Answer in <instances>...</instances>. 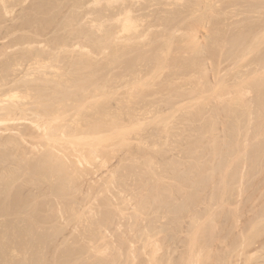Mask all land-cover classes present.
<instances>
[{
    "label": "rangeland",
    "instance_id": "rangeland-1",
    "mask_svg": "<svg viewBox=\"0 0 264 264\" xmlns=\"http://www.w3.org/2000/svg\"><path fill=\"white\" fill-rule=\"evenodd\" d=\"M95 1L0 0V98L29 94L28 118L0 124V185L18 199L0 209V264H264V0ZM125 8L139 20L128 30ZM53 111L79 135L58 154L34 123Z\"/></svg>",
    "mask_w": 264,
    "mask_h": 264
},
{
    "label": "bare ground",
    "instance_id": "bare-ground-1",
    "mask_svg": "<svg viewBox=\"0 0 264 264\" xmlns=\"http://www.w3.org/2000/svg\"><path fill=\"white\" fill-rule=\"evenodd\" d=\"M28 1V0H27ZM93 1V0H92ZM97 1V0H96ZM95 1V2H96ZM99 1V2H98ZM97 1V3H100V2H102V0L100 1V0H98ZM108 1V6H110V2L112 1V0H107ZM115 1V0H114ZM123 1V0H122ZM128 1V0H127ZM130 1V0H129ZM128 1V2H129ZM138 1H141V0H138ZM149 1V0H148ZM159 1H161V0H159ZM173 1H175V0H173ZM178 1H180V0H178ZM177 1V3H180V2H182V4L180 3V5L182 6L183 5V7H185L184 6V4L186 3V2H184L183 0L182 1H180V2H178ZM186 1V0H185ZM189 1H191V0H189ZM189 1H187V3H189ZM194 1V0H193ZM197 1V0H196ZM84 2V1H83ZM87 2V1H86ZM117 2V1H116ZM120 2V1H119ZM134 2V1H133ZM200 2V1H199ZM234 2V1H233ZM92 3V2H91ZM115 3V2H114ZM130 3H132V1L130 2ZM129 3V4H130ZM136 3V2H135ZM154 3H156V1L154 2ZM153 3V4H154ZM159 4H160V2H158ZM163 3V2H162ZM194 3V2H193ZM203 3V2H202ZM212 3V2H211ZM255 3V2H254ZM259 3H260V1H259ZM101 4V3H100ZM99 4V6H102V5H100ZM139 4V3H138ZM191 4V3H190ZM205 4V3H204ZM262 4H263V2H262ZM111 5H112V3H111ZM114 5V4H113ZM126 5V4H125ZM136 5V4H135ZM151 5V4H150ZM166 5V4H165ZM168 5H171V4H168ZM173 5V4H172ZM175 5L177 6V4L175 3L174 4V7H175ZM179 4H178V6H180ZM194 5V4H193ZM212 5V4H211ZM259 5V4H258ZM61 6V5H60ZM84 6V5H83ZM106 6V5H105ZM124 6V5H123ZM137 7H138V5H136ZM141 6V5H140ZM192 6V5H191ZM190 6V7H191ZM195 6V5H194ZM197 6H198V4H197ZM203 6V5H202ZM263 6H264V4H263ZM97 7V6H96ZM103 7V6H102ZM125 7H127V6H125ZM133 6H131V8H132ZM135 7V6H134ZM151 7H153V6H151ZM173 7V6H172ZM188 7V6H187ZM193 7V6H192ZM206 7V6H205ZM214 7V6H213ZM217 7V6H216ZM7 8V7H6ZM118 8V7H117ZM148 8V7H147ZM147 8H143L144 10H146ZM175 8H177V7H175ZM195 8H197V7H195ZM96 9V8H95ZM101 9V8H100ZM103 9V8H102ZM101 9V10H102ZM112 9H113V7H112ZM122 9V8H121ZM137 8H135V10H136ZM139 9V8H138ZM141 9V8H140ZM169 9V8H168ZM170 9H172V8H170ZM181 9V8H180ZM183 9H185V8H183ZM198 9H199V7H198ZM207 9V8H206ZM263 9V8H262ZM100 10V11H101ZM119 10V9H118ZM125 10H126V12H124V13H122V14H119V15H121V17H123L122 19H123V29H125V28H127L126 30H128V29H130V27L131 26H133V25H137V23L139 22V20H138V22L137 21H135L134 20V18L132 17V15H131V9L129 8V9H127V8H125ZM149 10V9H148ZM153 10V9H152ZM158 10V9H157ZM175 10H177V9H175ZM182 10V9H181ZM187 10V9H186ZM190 10H191V8H190ZM189 10V11H190ZM195 10V9H194ZM252 10V9H251ZM257 10V9H256ZM5 11H7V10H5ZM84 11H87V10H84ZM150 11V10H149ZM163 11H165V10H163ZM179 9H178V13H176V14H179ZM184 11V10H183ZM193 11V10H192ZM196 11V10H195ZM203 11V10H202ZM253 11V10H252ZM261 11V10H260ZM8 12V11H7ZM6 12V13H7ZM28 12V11H27ZM78 12V11H77ZM102 12V11H101ZM107 12H109V11H107ZM114 12H115V10H114ZM121 12V11H120ZM136 12V11H135ZM151 12V11H150ZM166 12V11H165ZM167 12H168V10H167ZM169 12H170V10H169ZM63 13V12H62ZM92 13V12H91ZM163 13V12H162ZM175 13V12H174ZM184 13H185V11H184ZM192 13V12H191ZM101 14V13H100ZM148 14H150V13H148ZM153 14H155L154 12H153ZM163 14H165V13H163ZM171 14H173V13H171ZM170 14V15H171ZM182 14V13H181ZM193 14V13H192ZM78 15V14H77ZM80 15V14H79ZM86 15V14H85ZM88 15H90L89 13H88ZM87 15V16H88ZM101 15H103V14H101ZM112 15V14H111ZM114 15V14H113ZM112 15V16H113ZM135 15V13H133V16ZM150 15H152V14H150ZM161 15V14H160ZM180 15V14H179ZM183 15V14H182ZM189 15H190V13H189ZM195 15V14H194ZM202 15V14H201ZM115 16V15H114ZM118 16V15H117ZM137 16V15H136ZM136 16H134V17H136ZM139 16V15H138ZM144 16H146V15H144ZM175 16V15H174ZM178 16V15H177ZM185 16V15H184ZM187 16V15H186ZM192 16V15H191ZM204 16H206V15H204ZM37 17V16H36ZM58 17V16H57ZM81 17V16H80ZM104 17V16H103ZM141 17H143V16H141ZM162 17V16H161ZM165 17L167 18V16H166V14H165ZM171 17H173V16H171ZM170 17V18H171ZM182 17V16H181ZM196 17V16H195ZM68 18V17H67ZM85 18V17H84ZM100 18V17H99ZM98 18V19H99ZM105 18V17H104ZM104 18L102 19V20H104ZM108 18V17H107ZM107 18H105V19H107ZM138 18H140V16L138 17ZM144 18V17H143ZM142 18V19H143ZM148 18H150V17H148ZM151 18H152V16H151ZM177 18V17H176ZM183 18V17H182ZM187 18V17H186ZM193 18V17H192ZM37 19H38V17H37ZM79 19V18H78ZM109 19V18H108ZM118 19H120L121 20V18L120 17H117V19H115V21L116 20H118ZM135 19H137V18H135ZM141 19V20H142ZM185 19V18H184ZM199 19H200V17H199ZM9 20V19H8ZM28 20V19H27ZM70 20V19H69ZM75 20V19H74ZM120 20H119V22H120ZM145 20H146V18H145ZM163 20V19H162ZM166 20V19H165ZM169 20V19H168ZM173 20V19H172ZM180 20V19H179ZM178 20V21H179ZM182 20V19H181ZM180 20V21H181ZM185 20H187V19H185ZM194 20H195V18H194ZM196 20H198L197 18H196ZM201 20V19H200ZM205 20V19H204ZM6 21V20H5ZM25 21V20H24ZM48 21V20H47ZM58 21V20H57ZM56 21V22H57ZM99 20H97L96 22H98ZM122 21V20H121ZM143 21H144V19H143ZM161 21V20H160ZM191 21V20H190ZM199 21V20H198ZM23 22V21H22ZM31 22V21H30ZM36 22V21H35ZM55 22V21H54ZM85 22V21H84ZM101 22V21H100ZM137 22V23H136ZM142 22V21H141ZM157 22V21H156ZM166 22V21H165ZM174 22V21H173ZM201 22V21H200ZM199 22V23H200ZM60 23V22H59ZM102 23V22H101ZM146 23V22H145ZM158 23H160V22H158ZM157 23V24H158ZM161 23H163V22H161ZM160 23V24H161ZM22 24V23H21ZM32 24V23H31ZM89 24V23H88ZM108 24V23H107ZM121 24V23H120ZM169 24H171L170 22H169ZM176 24V23H175ZM174 24V25H175ZM192 24H194L193 22H192ZM196 24V23H195ZM194 24V25H195ZM2 25H3V23H2ZM73 25V24H72ZM92 25H96V24H92ZM103 25V24H102ZM178 25H180V23L178 24ZM183 25V24H182ZM191 25V24H190ZM199 25V24H198ZM197 24H196V26H198ZM30 26V25H29ZM104 26V25H103ZM171 26H172V24H171ZM176 26V25H175ZM187 26H189V25H187ZM186 26V27H187ZM196 26H191V27H196ZM256 26V25H255ZM263 26V28H264V24L262 25ZM262 26H261V28H262ZM24 27V26H23ZM125 27V28H124ZM259 27V26H258ZM256 28L257 30L259 29V28ZM96 28V27H95ZM100 28H101V25H100ZM104 28H105V26H104ZM103 28V29H104ZM115 28H116V26H115ZM120 28V27H119ZM174 28V27H173ZM173 28H171V30L173 29ZM97 29V28H96ZM99 29V28H98ZM97 29V30H98ZM123 29H122V31H123ZM178 29V28H177ZM188 29H192V28H188ZM251 29V28H250ZM255 29V30H256ZM118 30V29H117ZM121 30V29H120ZM198 30H199V28H198ZM255 30H253V32H256ZM2 31V30H1ZM4 31V30H3ZM40 31V30H39ZM99 31H101V30H99ZM191 31V30H190ZM192 31H197L195 28L192 30ZM42 32V31H41ZM178 32V31H177ZM5 33V32H4ZM119 33H122L121 31L119 32ZM156 33V32H155ZM159 33V32H158ZM40 34V33H39ZM173 34V33H172ZM191 34V33H190ZM193 34H195V32H193ZM197 34V33H196ZM255 34V33H254ZM256 34H257V32H256ZM255 34V35H256ZM263 34V33H262ZM186 35V34H185ZM122 36V35H121ZM120 36V37H121ZM172 36V35H171ZM190 36V35H189ZM247 36V35H246ZM25 37V36H24ZM155 37V36H154ZM192 37H194V36H192ZM195 37H197V35H195ZM214 37V36H213ZM256 37H257V35H256ZM171 38V37H170ZM169 38V39H170ZM115 39V38H114ZM169 39H168V41H169ZM189 39V38H188ZM194 39V38H193ZM218 39H219V37H218ZM224 39V38H223ZM235 39V38H234ZM24 40V39H23ZM40 40V39H39ZM118 40V39H117ZM189 40H191V38L189 39ZM196 40H197V38H196ZM16 41V40H15ZM116 41V40H115ZM147 41H149V40H147ZM157 41V40H156ZM160 41V40H159ZM23 42V41H22ZM114 42V41H113ZM195 41H193V43H194ZM119 43V42H118ZM167 43H169V42H167ZM250 43V42H249ZM248 43V44H249ZM117 44V43H116ZM56 45H57V43H56ZM121 45V44H120ZM74 46V45H73ZM195 46H198L197 44H195ZM198 47H200V42H199V46ZM5 48V47H4ZM5 50V49H4ZM8 51V50H7ZM37 51V50H36ZM40 51V50H39ZM1 52V51H0ZM31 53V52H30ZM33 53H35V55H39L38 57H40V58H38V57H35L36 58V62L35 63H38V64H36V65H38V68H43V69H47V66H46V68H44L43 67V65H44V63H42V60H41V55H40V52H34L33 51ZM141 53V52H140ZM144 53V52H143ZM5 54H6V52H5ZM9 55V54H8ZM264 55V54H263ZM8 57V56H7ZM144 58V57H143ZM262 58V57H261ZM10 59V58H9ZM19 59V58H18ZM40 59V60H39ZM44 59V58H43ZM59 59V58H58ZM35 60V59H34ZM57 60V59H56ZM4 61V60H3ZM6 61V60H5ZM16 61V60H15ZM49 61H51V59L49 60ZM141 61V60H140ZM255 61V60H254ZM263 61H264V59H263ZM263 61H261L260 62V60L258 59V64H261ZM19 62V61H18ZM45 62V61H44ZM138 62V61H137ZM260 62V63H259ZM2 63V62H1ZM17 63V62H16ZM51 63H52V61H51ZM82 63V62H81ZM139 63V62H138ZM254 63H256V62H254ZM5 64H7V62H5ZM252 64V63H251ZM257 64V63H256ZM8 65V64H7ZM46 65H48V64H46ZM205 65V64H204ZM262 65H263V69H264V64H261V67L259 66V65H257L258 67H260V69L262 68ZM10 66V65H9ZM25 66V65H24ZM8 67V66H7ZM16 67V66H15ZM21 67V66H20ZM52 67V66H51ZM50 67V68H51ZM252 67V66H251ZM41 68V69H42ZM58 69L59 67H52V69ZM249 68V67H248ZM37 69V68H36ZM42 69V70H43ZM138 69V68H137ZM263 69H262V71H263ZM6 70V69H5ZM10 70V69H9ZM11 70H12V68H11ZM38 70V69H37ZM41 70V71H42ZM254 70V69H253ZM255 70H257V67L255 68ZM4 71V70H3ZM17 71V70H16ZM130 71V70H129ZM258 71L260 72H257L258 73V75H259V81H258V77L256 78H253L254 77V72L251 74V75H253V77L252 76H248V78H249V80H253V79H257L256 81L257 82H259V83H264V71L262 72L261 70H259L258 69ZM251 72V71H250ZM7 73V72H6ZM45 73V72H44ZM47 73V72H46ZM45 73V75H47ZM144 73V72H143ZM205 73H206V71H205ZM27 74V73H26ZM30 74H32V73H30ZM34 74H35V72H34ZM33 74V75H34ZM40 74H41V72H40ZM138 74V73H137ZM175 74V73H174ZM202 74V73H201ZM200 74V75H201ZM4 75V74H3ZM33 75H28V76H31V77H33ZM36 75V74H35ZM49 75V74H48ZM25 76V75H24ZM27 76V77H28ZM52 76V75H51ZM55 76V75H54ZM127 76V75H126ZM136 76V75H135ZM205 76V75H204ZM255 76H257V75H255ZM15 77V76H14ZM26 77V78H27ZM43 76H41V75H39L38 76V78H42ZM49 77H50V75H49ZM48 77V78H49ZM74 77V76H73ZM141 77H142V75H141ZM243 77V76H242ZM4 78V77H3ZM20 78V77H19ZM45 78H47V77H45ZM53 78H55V77H53ZM247 78V77H246ZM253 78V79H252ZM28 79V78H27ZM243 79V78H242ZM26 80V79H25ZM30 80V79H29ZM248 80V79H247ZM4 81V80H3ZM246 81V80H245ZM254 81V80H253ZM9 82V81H8ZM62 82V81H61ZM249 82V81H248ZM220 83V82H219ZM222 83L225 85V82L223 81H221V85L219 84V88H220V90H223V89H225V88H223V86L224 85H222ZM245 84H246V82H244ZM261 83V84H262ZM22 84V83H21ZM63 84V83H62ZM201 84V83H200ZM227 84V83H226ZM236 84V83H235ZM245 84H243V85H245ZM254 84V83H253ZM253 84H251V85H253ZM261 84H259L260 86H261ZM87 85V84H86ZM242 85V84H241ZM242 85V86H243ZM250 85V84H249ZM257 85V84H256ZM264 85V84H263ZM39 86V85H38ZM239 86V90H241L240 89V85H238ZM241 86V87H242ZM247 86V85H246ZM259 86V87H260ZM8 87V86H7ZM226 87V86H225ZM251 87V86H250ZM17 90H16V89ZM20 88V90H18ZM30 88V87H29ZM39 88V87H38ZM57 88V87H56ZM55 88V89H56ZM102 88V87H101ZM223 88V89H222ZM237 88V87H236ZM246 89L248 88V87H245ZM256 88V87H255ZM16 91H15V90ZM54 89V90H55ZM213 89H215V88H213ZM244 89V88H243ZM9 90H12L10 93H8V92H6V91H4V92H6V94L4 95L3 94V97H1L0 98V124H1V122H3V123H9V122H11V121H16V120H20V119H27L28 117H26L25 116V114H22V113H24V111L26 112V108L24 109V107H23V105H25V104H23V105H21V100H23L24 99V97L25 98H27V96L29 95V94H27V93H25V94H23L24 93V89L22 88V86L21 85H17L16 87H15V85L13 86V87H11V88H9ZM28 90V89H27ZM30 90V89H29ZM53 90V91H54ZM98 90V89H97ZM208 90V89H207ZM238 90V88L236 89V91ZM257 90V89H256ZM260 90V89H259ZM18 91H20V92H22L23 91V93L22 94H20V93H18ZM211 91V90H210ZM258 91V90H257ZM263 91V90H262ZM56 92H57V89L55 90V94H56ZM95 92V91H94ZM215 91H213V93H214ZM230 92V91H229ZM243 92V91H242ZM242 92H241V94H242ZM244 92H246V91H244ZM243 92V93H244ZM248 92V91H247ZM258 92H261V90L260 91H258ZM39 99L43 102V100H46L47 99V97H48V93L47 92H45V91H43V89H41V90H39ZM37 93V94H38ZM54 93V92H53ZM66 93V92H65ZM96 93V92H95ZM239 93V92H238ZM238 93H237V95H238ZM263 92H261V94H262ZM62 94H63V91H62ZM187 94V93H186ZM236 94V93H235ZM241 94H239L238 96L237 95H235V96H233L234 97V99H235V97L237 96V97H241ZM67 95V94H66ZM69 95V94H68ZM216 95V94H215ZM245 95V94H244ZM211 96V95H210ZM218 96V95H217ZM242 96H243V94H242ZM262 96H264V94L262 95ZM45 97V98H44ZM66 97V96H65ZM185 97V96H184ZM244 97H246V96H244ZM259 97V96H258ZM42 98H43V100H42ZM59 98V97H58ZM218 98V97H217ZM85 99V98H84ZM210 99H211V97H210ZM233 99V100H234ZM236 99H238V98H236ZM236 99H235V101H236ZM262 99H263V97H262ZM53 100V99H52ZM51 100V101H52ZM56 100V99H55ZM60 100V99H59ZM63 100H64V98H63ZM240 100H242L241 98H239V101ZM245 100V99H244ZM175 101V100H174ZM207 101V100H206ZM223 101V100H222ZM234 101V102H235ZM258 101V100H257ZM261 101V100H260ZM259 101V102H260ZM53 102V101H52ZM54 102H60V101H54ZM242 102H243V100H242ZM237 103H238V101H237ZM240 103V102H239ZM258 103V102H257ZM175 104V103H174ZM262 104L264 105V100H262ZM40 105V104H39ZM38 105V106H39ZM63 105H64V103H63ZM253 105V104H252ZM260 105V104H259ZM55 106V105H54ZM236 106V105H235ZM246 106V105H245ZM57 108H59V106L57 107ZM56 108V109H57ZM37 109V108H36ZM55 109V110H56ZM81 109H82V107H81ZM86 110V109H85ZM261 110V109H260ZM40 111V112H39ZM37 110L36 112H37V115L38 116H41L43 113L41 112L42 110ZM60 111V110H59ZM65 111V110H64ZM22 112V113H21ZM104 112V111H103ZM59 113V112H58ZM252 113V112H251ZM40 114V115H39ZM47 114V113H46ZM65 114V113H64ZM61 115V114H60ZM60 115H58L55 111H53V112H49L48 113V116L47 117H43V119H41V121H40V118L39 117H37V118H39L38 120L36 119V120H34V123H36L35 125H36V129H38L39 131L41 130L42 132L39 134V139L41 138V137H43V139H44V141H45V143H42L43 144V147H45V146H48V147H53V149L54 150H56V153L57 152H59L60 150H62L61 149V146H64V145H62L63 143V140L64 139H66L65 137H76V132L74 131V133H69L68 134V132H67V130L69 129L68 127L69 126H67V127H65L64 125H62V123H60V120L62 119V115L60 116ZM262 118V117H261ZM89 119V118H88ZM76 120H78V119H76ZM90 120V119H89ZM260 120V119H259ZM67 121V120H66ZM85 121V120H84ZM220 121V120H219ZM261 121V120H260ZM64 122V121H63ZM89 122V121H88ZM109 122V121H108ZM2 123V124H3ZM72 123V122H71ZM81 123V122H80ZM105 123V122H104ZM90 124H92V123H90ZM94 124H97L96 122L94 123ZM120 124V123H119ZM8 125V124H7ZM71 125V124H70ZM74 125V124H73ZM81 125V124H80ZM101 125V124H100ZM98 126H99V123H98ZM107 126V125H106ZM113 126H115V125H113ZM84 127V126H83ZM88 127V126H87ZM94 127H97V125H95ZM263 127V126H262ZM98 128V127H97ZM113 128V127H112ZM115 128V127H114ZM120 127H117L116 126V129H119ZM3 129H6V130H8V129H11L10 128V126H6L5 128H3ZM3 129H1L0 128V130H3ZM67 129V130H66ZM71 129V128H70ZM81 129V128H80ZM103 129H104V127H103ZM121 129V128H120ZM223 129V128H222ZM264 129V128H263ZM18 130V129H17ZM30 130V129H29ZM23 131L24 132V134L25 135H27V134H30V131ZM89 130H90V128H89ZM88 130V131H89ZM92 130V129H91ZM97 130V129H96ZM95 130V131H96ZM105 130H106V128H105ZM109 130H110V128H109ZM16 131V130H15ZM73 131V130H72ZM94 131V132H95ZM113 131V130H112ZM29 132V133H28ZM93 132V133H94ZM99 132V131H98ZM96 133V134H99V133ZM241 132V131H240ZM15 133V132H14ZM33 133V132H32ZM87 133V132H86ZM94 133V134H95ZM100 133H102V132H100ZM21 134H23V133H21ZM73 134H76L75 136H73ZM224 134V133H223ZM81 135V134H80ZM83 135L84 134H82V137H83ZM86 136H85V138L84 139H82V137H80L82 140H81V142L82 141H88L89 142V139H87V135H88V133L87 134H85ZM90 136H91V134H89ZM93 135V134H92ZM24 136V135H23ZM77 136H79V135H77ZM261 136V135H260ZM17 137V136H16ZM12 137V138H10L8 141H6V142H3L2 144L3 145H5V146H8V147H10L9 146V144L10 143H12L13 145L14 144H17L16 143V141H18V139L17 138H19V137ZM246 137V136H245ZM26 138V137H25ZM88 138H89V136H88ZM98 138V137H97ZM96 138V139H97ZM33 139H34V136H33ZM37 139V138H36ZM36 139H34V140H36ZM75 139V138H74ZM95 139V140H96ZM3 140H5V139H3ZM32 140V139H31ZM33 140V144H31V145H34L35 146V148H37V146L39 145L40 147H41V143H39L38 142V140L37 141H34ZM90 140H92V139H90ZM100 140V139H99ZM102 140H103V138H102ZM262 140V139H261ZM93 142H94V140H92ZM212 141V140H211ZM252 141V140H251ZM92 142V143H93ZM32 143V142H31ZM27 144V143H26ZM25 144V145H26ZM86 144V143H85ZM244 144V143H243ZM249 144V143H248ZM70 145H72V143L70 144ZM75 146V145H74ZM81 146V145H80ZM80 146H78V148L80 147ZM215 146V145H214ZM12 147V146H11ZM73 147V146H72ZM91 148H95V147H98V146H95V147H93V146H90ZM3 148V147H2ZM65 148V147H64ZM74 149L73 150H75V148H76V146L75 147H73ZM91 148L89 149V150H91ZM243 148V147H242ZM66 149V148H65ZM92 149V150H93ZM99 147H98V151H99ZM245 149V148H244ZM45 150H47V149H45ZM81 150H82V153H84L85 151L84 150H86V149H84L83 150V148H81ZM88 150V151H89ZM95 150V149H94ZM97 150V149H96ZM95 150V151H96ZM76 151H77V148H76ZM84 151V152H83ZM87 150H86V152H88ZM94 151V153H93V151H92V153L94 154V156H95V154L97 155V151L95 152ZM20 152V151H19ZM28 152V151H27ZM69 152V151H68ZM80 152L81 151H77V152H74V151H70L69 153H72V155H76L77 156V160H78V162L79 163H82L81 161H82V158H84V156H83V154H81L83 157H81V155H80ZM243 153H245L244 151H242ZM64 153V152H63ZM79 153V154H78ZM90 153H91V151H90ZM58 154V153H57ZM57 154H55V152L53 151V150H50L49 152H47V157H49V158H51L52 160L54 159L55 161H57V163H58V161H59V158H57ZM85 154H88V153H84V155ZM92 154V155H93ZM245 154H247V153H245ZM244 154V155H245ZM61 155V154H60ZM59 155V156H60ZM71 155V156H72ZM89 155V154H88ZM91 155V154H90ZM90 155L88 156V157H90ZM260 155V154H259ZM30 156V155H29ZM87 155H85V157H86ZM93 156V157H94ZM70 157V156H69ZM234 157V156H233ZM240 157V156H239ZM257 157V156H256ZM95 158V157H94ZM238 158V157H237ZM8 159V158H7ZM62 159V158H61ZM86 160H87V158H85ZM84 159V160H85ZM97 159V158H96ZM102 159V158H101ZM100 159V160H101ZM143 159V158H142ZM250 159V158H249ZM76 160V161H77ZM85 160V161H86ZM90 160V159H89ZM87 161V162H90V161ZM99 160V159H98ZM61 161V160H60ZM92 161H94V160H92ZM102 161H103V159H102ZM141 161V160H140ZM228 161V160H227ZM25 162V161H24ZM62 162V161H61ZM215 162V161H214ZM234 162H235V160H234ZM241 162V161H240ZM55 163V162H54ZM68 163V162H67ZM86 163V162H85ZM91 163V162H90ZM246 163V162H245ZM11 164V163H10ZM20 164V163H19ZM74 164V163H73ZM72 164V167L74 166ZM92 164V163H91ZM225 164V163H224ZM228 164V163H227ZM250 164V163H249ZM253 164V163H252ZM14 165V164H13ZM49 165V164H48ZM54 165V164H53ZM59 165V164H58ZM143 165V164H142ZM158 165H160V164H158ZM229 165V164H228ZM89 166V165H88ZM97 166V165H96ZM225 166V165H224ZM238 166V165H237ZM21 167V166H20ZM23 167V166H22ZM35 167V166H34ZM50 167H52V166H50ZM62 168H63V166H61ZM95 167V166H94ZM41 168H42V166H41ZM67 168V167H66ZM65 168V169H66ZM160 168V167H159ZM225 168H229L227 165H226V167ZM224 168V169H225ZM35 169V168H34ZM74 169V168H73ZM8 170V169H7ZM14 171V170H13ZM225 171V170H224ZM227 171H229V169L227 170ZM49 172V171H48ZM66 172V171H65ZM20 173V172H19ZM69 173V172H68ZM71 173V172H70ZM117 173V172H116ZM139 173V172H138ZM223 173V172H222ZM228 173V175H230V173L229 172H226L225 173V175ZM250 173V172H249ZM41 174H42V172H41ZM52 174V173H51ZM74 174V173H73ZM143 174V173H142ZM153 174H154V172H153ZM180 174H181V172H180ZM236 174V173H235ZM244 174V173H243ZM72 175V174H71ZM220 175V174H219ZM222 175V174H221ZM220 175V176H221ZM227 175V176H228ZM43 176H44V174H43ZM65 176V175H64ZM236 176V175H235ZM20 177V176H19ZM22 177V176H21ZM44 177H48L47 176V174H46V176H44ZM67 177V176H66ZM223 177H224V174H223ZM1 178V177H0ZM5 178V177H4ZM232 178H233V176H232ZM247 178V177H246ZM44 179V178H43ZM46 179H48V178H46ZM63 179V178H62ZM67 179V178H66ZM205 179V178H204ZM69 180H71V177H70V179ZM230 180V179H229ZM14 181V180H13ZM12 181V182H13ZM40 181V180H39ZM67 181H68V179H67ZM66 181V182H67ZM242 181V180H241ZM5 182V181H4ZM10 182H11V180H10ZM9 182V183H10ZM26 182V181H25ZM42 182V181H41ZM70 182V181H69ZM117 182V181H116ZM70 184V183H69ZM159 184V183H158ZM213 184V183H212ZM67 185V184H66ZM225 186V185H224ZM97 187V186H96ZM10 188V187H9ZM18 188V187H17ZM73 188V187H72ZM153 189V188H152ZM166 189V188H165ZM70 190V189H69ZM96 190V189H95ZM225 191V190H224ZM1 192H3L4 193V195H0V209H6V207H8L9 206V204H10V202L12 203V202H14V200L15 201H18V199H14V196H12L11 195V192L8 190V187H6L4 184L1 186L0 185V193ZM34 192V191H33ZM67 192V191H66ZM166 192V191H165ZM26 193V192H25ZM67 193H69V192H67ZM159 193V192H158ZM65 194V193H64ZM70 194V193H69ZM189 194V193H188ZM22 195V194H21ZM63 195V194H62ZM66 195V194H65ZM122 195V194H121ZM153 196V195H152ZM2 197V198H1ZM87 197V196H86ZM16 198V197H15ZM148 198V197H147ZM143 200V199H142ZM51 202V201H50ZM144 202V201H143ZM151 202V201H150ZM122 203V202H121ZM48 204H49V202H48ZM147 204V203H146ZM153 204V203H152ZM58 205V204H57ZM177 205V204H176ZM205 205V204H204ZM139 206V205H138ZM145 206V205H144ZM5 207V208H4ZM23 207V206H22ZM85 207V206H84ZM134 207V206H133ZM146 207V206H145ZM148 207H149V205H148ZM151 207V206H150ZM153 207V206H152ZM82 208V207H81ZM117 208V207H116ZM9 209V208H8ZM75 209V208H74ZM165 209V208H164ZM93 210V209H92ZM150 210V209H149ZM157 210V209H156ZM183 210V209H182ZM73 211V210H72ZM75 211V210H74ZM96 211V210H95ZM61 212V211H60ZM80 212V211H79ZM158 212V211H157ZM188 212V211H187ZM260 212V211H259ZM264 212V211H263ZM1 213V212H0ZM62 213V212H61ZM201 213V212H200ZM8 213H6V215H7ZM10 214V213H9ZM96 214V213H95ZM123 214V213H122ZM162 214H163V212H162ZM91 215V214H90ZM131 215V214H130ZM176 215V214H175ZM199 215V214H198ZM202 215V214H201ZM261 215V214H260ZM75 216V215H74ZM135 216H137V217H139L138 215H135ZM157 216V215H156ZM200 216V215H199ZM254 216V215H253ZM6 217V216H5ZM118 217V216H117ZM151 217V216H150ZM164 217V216H163ZM123 218V217H122ZM134 218V217H133ZM200 218V217H199ZM135 219V218H134ZM141 219V218H140ZM185 219V218H184ZM69 220V219H68ZM207 220V219H206ZM212 220V219H211ZM132 221V220H131ZM138 221V220H137ZM213 221V220H212ZM134 222H136V221H134ZM91 223V222H90ZM110 224V223H109ZM133 224H135V223H133ZM204 224V223H203ZM207 224V223H206ZM102 226V225H101ZM135 226V225H134ZM200 226L201 225H197L196 227H193L194 229H193V231H191L192 233H193V237H192V241H195V239H197L196 238V236H197V234H198V232L200 231ZM106 227V226H105ZM138 227V226H137ZM147 227H149V226H147ZM159 227V226H158ZM146 228V227H145ZM150 228V227H149ZM110 229V228H109ZM137 229V228H136ZM159 229V228H158ZM191 229H192V227H191ZM215 229H216V227H215ZM47 230V229H46ZM102 230V229H101ZM135 230V229H134ZM146 230L148 231V229L146 228ZM152 230H155V229H152ZM85 231V230H84ZM109 231V230H108ZM140 232V231H139ZM138 232V233H139ZM154 232V231H153ZM191 233V234H192ZM200 233H202V232H200ZM110 234V233H109ZM148 234V233H147ZM105 235V234H104ZM136 236V235H135ZM158 235H156L155 237H157ZM9 237H10V235H9ZM112 237V236H111ZM137 238L139 237V236H136ZM201 237V236H200ZM106 238V237H105ZM142 238V237H141ZM148 238H150V237H148ZM199 238V237H198ZM243 238V237H242ZM3 239V238H2ZM155 240V239H154ZM199 239H197V242H199L198 241ZM10 241V240H9ZM9 241H7V242H9ZM94 241V240H93ZM145 241V240H144ZM152 242H154V241H152ZM90 243V242H89ZM103 243V242H102ZM106 243V242H105ZM104 243V244H105ZM156 243V242H155ZM149 244H150V242H149ZM156 244H158V243H156ZM190 244V243H189ZM4 245V244H3ZM93 245V244H92ZM111 245V244H110ZM148 245V244H147ZM116 246V245H115ZM98 247V246H97ZM101 247V246H100ZM91 248V247H90ZM103 248H105V247H103ZM131 248V247H130ZM95 249V248H94ZM100 249V248H99ZM190 249H192V247H190ZM202 249V248H201ZM96 250V249H95ZM94 250V251H95ZM105 250V249H104ZM196 250V249H195ZM198 250V249H197ZM196 250V251H197ZM99 251V250H98ZM137 251V250H136ZM191 251V250H190ZM113 252V251H112ZM116 252V251H115ZM138 252V251H137ZM187 252H189V251H187ZM192 252H193V249H192ZM101 253V252H100ZM196 253V252H195ZM103 254V253H102ZM105 254V253H104ZM103 254V255H104ZM112 254V253H111ZM115 254V253H114ZM136 254V253H135ZM193 254V253H192ZM56 255V254H55ZM75 255V254H74ZM189 255H190V252H189ZM186 256V257H188V261H189V257L190 256ZM106 256V255H105ZM127 256V255H126ZM134 256V255H133ZM185 257V258H186ZM191 257H192V255H191ZM190 257V258H191ZM194 258V257H193ZM192 258V259H193ZM77 259V258H76ZM187 259V258H186ZM11 260V259H10ZM48 260V259H47ZM46 260V261H47ZM92 260V259H91ZM195 260V259H194ZM36 261H38V260H36ZM90 261V260H89ZM95 261H96V259H95ZM111 261V260H110ZM43 262V261H42ZM74 262V261H73ZM135 263V262H134ZM159 263V262H158ZM168 263V262H167ZM187 263V262H186ZM56 264V263H55ZM193 264V263H192Z\"/></svg>",
    "mask_w": 264,
    "mask_h": 264
}]
</instances>
